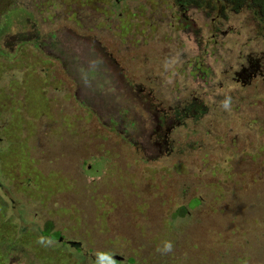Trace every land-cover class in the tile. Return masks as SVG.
I'll list each match as a JSON object with an SVG mask.
<instances>
[{
	"label": "rangeland",
	"instance_id": "1",
	"mask_svg": "<svg viewBox=\"0 0 264 264\" xmlns=\"http://www.w3.org/2000/svg\"><path fill=\"white\" fill-rule=\"evenodd\" d=\"M198 2L0 0V264H264V12Z\"/></svg>",
	"mask_w": 264,
	"mask_h": 264
},
{
	"label": "flooded vegetation",
	"instance_id": "2",
	"mask_svg": "<svg viewBox=\"0 0 264 264\" xmlns=\"http://www.w3.org/2000/svg\"><path fill=\"white\" fill-rule=\"evenodd\" d=\"M186 1H187V3H186ZM195 1L196 0H194V2ZM207 1H210V0H207ZM245 1L246 0H244V4H242L243 5L242 7L244 8V10L248 11L251 15H252V13L254 14V11H255L254 9H256V10L260 9V10H262L264 12V0H263V5H261V7L257 6L258 5L257 3L255 4V0H247L246 3H245ZM171 2H172L171 3V6H172L171 10L168 11L170 14L171 13H175V14L181 16L182 18L187 16L188 11H190V3H189L188 0H171ZM203 2L205 3L206 0H203ZM215 3H216V6L218 7L217 8L218 11L220 10V7L222 6V4H223L222 7L226 8V6H227L228 9L229 8H231L232 10H237L238 9V7H236L237 5L235 6L236 2H234V1L229 2L228 0H222V1L216 0ZM198 5H200V4L199 3L198 4H193V7L194 6L197 7ZM210 7H212V6L207 5L205 7V9H204V12L209 11V13H211L212 11L209 10ZM200 8H201V6H200ZM191 10H192V8H191ZM258 22L260 24V21H258ZM262 27L264 29V24H262ZM212 28H215V25H213ZM262 36H264V35H262Z\"/></svg>",
	"mask_w": 264,
	"mask_h": 264
},
{
	"label": "trees",
	"instance_id": "3",
	"mask_svg": "<svg viewBox=\"0 0 264 264\" xmlns=\"http://www.w3.org/2000/svg\"><path fill=\"white\" fill-rule=\"evenodd\" d=\"M189 1V3L190 2H193V4H198L199 2L196 0L195 2H194V0H188ZM220 1H222V0H220ZM229 2H232V1H234V2H236V4H235V6L237 5V4H239V5H241V6H243L242 4H244V0H228ZM247 2V0L245 1V3ZM186 3H187V1H186ZM257 3V2H256ZM223 5V4H222ZM171 15L172 16H175V15H177V14H175V13H171ZM212 35V34H211ZM257 38H263L262 37V35H260V34H258L257 33ZM208 37L209 36H207L206 37V39L204 40V42H203V44L205 45V47L208 45ZM202 39H203V37L200 39V38H198V40L200 41V42H202ZM205 47L202 49V54L204 55V57H205V52H206V50H205ZM206 61V60H205ZM204 61V62H205ZM204 62H203V65H204ZM207 71L208 72H210V68L209 67H207ZM52 236H54V237H61V235L58 233V232H55ZM50 237H51V235H50ZM107 256V255H106ZM108 257H110V256H108ZM111 258V257H110ZM112 259V258H111ZM113 260H115V259H113ZM116 262H117V260H115Z\"/></svg>",
	"mask_w": 264,
	"mask_h": 264
},
{
	"label": "clouds",
	"instance_id": "4",
	"mask_svg": "<svg viewBox=\"0 0 264 264\" xmlns=\"http://www.w3.org/2000/svg\"><path fill=\"white\" fill-rule=\"evenodd\" d=\"M164 248H165V251H171L173 248V245L171 242H166L164 245ZM101 259H102V261H106L107 264H116V261L111 259L108 256H102Z\"/></svg>",
	"mask_w": 264,
	"mask_h": 264
},
{
	"label": "water",
	"instance_id": "5",
	"mask_svg": "<svg viewBox=\"0 0 264 264\" xmlns=\"http://www.w3.org/2000/svg\"><path fill=\"white\" fill-rule=\"evenodd\" d=\"M59 239V241L60 240H62V237H59L58 238ZM68 242V244H70V245H74V246H76V247H78V246H80V243L79 242H77V241H67ZM111 258L112 259H115V260H120L121 258L120 257H118V256H111Z\"/></svg>",
	"mask_w": 264,
	"mask_h": 264
}]
</instances>
